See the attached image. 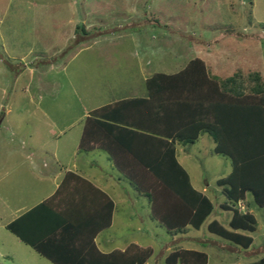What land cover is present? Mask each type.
<instances>
[{"label": "rangeland", "instance_id": "374dc122", "mask_svg": "<svg viewBox=\"0 0 264 264\" xmlns=\"http://www.w3.org/2000/svg\"><path fill=\"white\" fill-rule=\"evenodd\" d=\"M198 56L220 76L257 70L264 80V0H0V264H53L5 226L15 208L53 189L52 154L69 155L86 113L144 93L147 77L176 73ZM175 144L192 186L207 185L218 212L185 232L206 242L177 240L181 232L155 221L127 177L121 190L133 197L118 201L115 223L99 238L120 245L137 238L152 249L149 264L189 248L205 252L206 264H233L224 245L231 243L206 228L212 217L226 227L230 212L218 207L224 197L216 180L231 160L213 152L207 133ZM251 211L255 241L242 263L264 256V208Z\"/></svg>", "mask_w": 264, "mask_h": 264}, {"label": "trees", "instance_id": "16d2710c", "mask_svg": "<svg viewBox=\"0 0 264 264\" xmlns=\"http://www.w3.org/2000/svg\"><path fill=\"white\" fill-rule=\"evenodd\" d=\"M145 86V97L104 105L93 110L86 122L117 127L128 136L133 135V141L145 138L148 146L151 142V157L133 162V167L138 168L133 173L118 160L115 164L135 194L149 201L151 216L167 230L181 233L187 226L198 229L211 213L213 203L190 183L188 173L176 159L175 143L193 142L200 133H207L215 143L213 152L227 155L232 164L231 171L216 180L225 198L220 207L231 212L230 219L226 227L211 220L206 225L207 231L233 245L249 248L253 244L250 233L255 230L256 219L248 211L241 212L237 202L250 193L253 202L264 207V80L261 73L236 70L231 75L218 76L204 61L194 58L176 73H153L146 78ZM34 218L40 225L31 230ZM24 220L28 222L22 223ZM109 223L110 213L104 224L93 226L94 230L82 229V225L53 211L45 201L5 227L53 264H143L151 256V247L134 243L123 250L100 252L93 237L97 229ZM164 262L206 264L207 254L178 249L171 251ZM242 264H264V256Z\"/></svg>", "mask_w": 264, "mask_h": 264}, {"label": "crops", "instance_id": "0c3cea01", "mask_svg": "<svg viewBox=\"0 0 264 264\" xmlns=\"http://www.w3.org/2000/svg\"><path fill=\"white\" fill-rule=\"evenodd\" d=\"M196 58H199L204 61L205 65L207 66V60L205 59V56H198ZM209 65L211 67L213 66L212 63ZM213 68L215 67L213 66ZM211 72L215 75L220 76L219 74H217L216 70H211ZM146 95L147 91L145 90L144 93H130L129 96L125 97L124 99L134 97H145ZM131 110V118L133 120L135 115L133 107L131 108ZM87 115L88 112L86 113L85 118H87ZM84 132L86 135L83 136L84 144L81 146V136ZM144 139L145 138L139 137L133 141V135L128 136V134H126L124 130H121L117 127L109 126L106 124H99L96 122H83L82 127L80 129V135L79 140L77 141V145L71 150L69 155L62 161L60 160V157L55 154V152L52 154L55 163H57V168H55L54 172L51 174V182L54 184H52L54 186L53 189H49L47 191L45 190L46 192H44L43 190L42 195L36 198L30 206H21L15 208L14 212H12V214L10 215V221L21 216L38 203L45 201L47 202L48 207L51 208L53 211L59 212L64 218H66L72 223H78L82 225V229L83 227L88 228L87 230H91V228L92 230H94L95 226L104 224L108 214L110 213L109 225L106 227H99L100 229L96 230V235L93 237V241L100 252L109 253L115 249L123 250L130 243L146 247L147 245H141L137 238H134L133 241H130L128 243L124 242L121 245L115 242L114 244L112 240H107V238H99V235L103 231L109 230L115 223V214L118 207V201H124L125 197L127 199L125 200V202L128 200L130 201V199L133 197H131L130 191L127 190L126 192V190L124 189L121 190V188L124 187L120 183V179L121 177L126 178V176L121 170H119V168L115 164V160H118L120 163H123V165L133 173V170L138 169L137 167H133V162L139 159L150 158L153 153L151 149V142L149 143L150 146H148V142H146V140ZM175 145V156L178 160L176 152L177 144ZM44 164L45 163H43V165ZM34 168H37V166H35ZM116 180L119 182H117ZM129 185L131 186L130 183ZM205 186L196 190L205 194L210 199V196L207 193L208 189H206ZM247 194H245V198L243 200H239L237 202V206L241 212L248 211L252 213L251 210L253 204L255 203L252 199H248ZM224 203L225 198L221 201V203L218 204V207L222 209L220 207V204ZM148 204L149 211L151 213L150 203L148 202ZM214 209L215 207L213 206V209L210 214H218V212H214ZM230 216L231 212L226 221V226L228 224ZM213 219L217 220L216 217H212L211 220ZM31 221L33 222V218ZM34 221L35 225L33 226V228H31V230H36L35 228L40 225L39 221L37 222L35 218ZM26 222H28V220H24V222L22 223ZM208 222L206 223V225L208 224ZM186 228L187 229L185 232L189 230V226H187ZM255 230L253 232H255ZM185 232L181 233L183 235L180 234L177 240L183 241L184 239H191L192 241H196L200 244H204L206 242L197 237H187L185 236ZM252 238L254 244L255 239L253 236ZM224 245L226 248L232 251L231 253L235 254V261L233 264H242L240 259H238L239 256H241L242 254L243 256H245L244 258H246L250 251L249 248L252 246L251 245L249 248L246 249L243 248L244 250H242L241 247H239L238 245ZM168 249L170 248L166 247L164 250ZM189 249L194 250L192 248ZM163 259H165V257ZM143 264H149L148 259Z\"/></svg>", "mask_w": 264, "mask_h": 264}]
</instances>
